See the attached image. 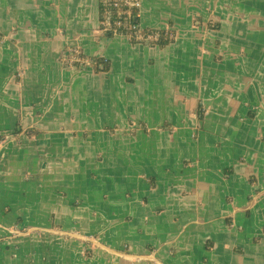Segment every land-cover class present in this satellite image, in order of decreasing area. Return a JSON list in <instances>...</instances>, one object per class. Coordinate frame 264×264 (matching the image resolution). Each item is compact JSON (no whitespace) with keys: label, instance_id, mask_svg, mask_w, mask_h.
Wrapping results in <instances>:
<instances>
[{"label":"crops","instance_id":"obj_1","mask_svg":"<svg viewBox=\"0 0 264 264\" xmlns=\"http://www.w3.org/2000/svg\"><path fill=\"white\" fill-rule=\"evenodd\" d=\"M98 1L0 0V264H264V0Z\"/></svg>","mask_w":264,"mask_h":264},{"label":"trees","instance_id":"obj_2","mask_svg":"<svg viewBox=\"0 0 264 264\" xmlns=\"http://www.w3.org/2000/svg\"><path fill=\"white\" fill-rule=\"evenodd\" d=\"M129 1H132V0H129ZM125 2H126V0H99L98 1L99 21L102 20V18L100 16L102 10H106V9L115 10L112 7V5L115 3H117V9L118 10L127 9L128 6L125 5ZM131 12H132V17H134L136 19V24H135L136 27L131 28L130 30H127V31H122V29L116 30V31L117 32H123V33H119V34H125V35H126V33L129 34V42L131 44L135 45V44L139 43L138 39H137V36L139 34L142 36H145V35H148L150 33V31L147 29H141L138 27V24H139V11H138V9H133V10H131ZM105 36L110 37V36H112V34L106 33ZM170 36L171 37L167 39L166 37H164L163 33L160 32L158 47L163 49L166 46H168L169 44H171L174 41V39H173L174 36L172 34ZM90 60H91L90 62L92 63L93 69L95 72L99 73V72H106L107 71L108 64H107L106 60L103 61L99 58H91ZM202 117H203V115H200V117H199L200 120L202 119ZM167 126L170 129V126L169 125H167ZM167 126L164 128H167ZM31 133H32V131H30V130L26 131V135L27 134L30 135ZM1 139H2V137H0V140ZM226 172H230V170H228ZM146 180L148 181L150 187L153 189L155 187V180L153 178H147ZM250 182H251V180H250Z\"/></svg>","mask_w":264,"mask_h":264},{"label":"bare ground","instance_id":"obj_3","mask_svg":"<svg viewBox=\"0 0 264 264\" xmlns=\"http://www.w3.org/2000/svg\"><path fill=\"white\" fill-rule=\"evenodd\" d=\"M132 1L137 2L138 6H136V7L128 6L127 9H124V10H117V9H115V10H108V9L102 10L101 14H100L102 20H100V21H99V11H98V21H99L98 30H99L100 36H103L105 38H109V37L105 36V34L111 33L112 36H110V38L111 37H126L129 40V34H127V33H126V35L125 34H119V33H123V32H117L115 30H111L108 27L104 26L103 24H104V22H106V20L112 22L115 19H118L121 22L122 31H127V30H130L131 28H135L136 27V25H135L136 19L134 17H132L131 10L138 9V11H139L141 3H140V0H132ZM112 7L114 8L115 4H113ZM138 27L140 28V24H138ZM141 36L142 35L139 34L137 36V39ZM0 227H2V225H0ZM0 231H1V228H0ZM123 231H124V229H123ZM9 244H10V241H8V240H5V242L2 241V242H0V248L2 250H4L5 246L9 245Z\"/></svg>","mask_w":264,"mask_h":264},{"label":"rangeland","instance_id":"obj_4","mask_svg":"<svg viewBox=\"0 0 264 264\" xmlns=\"http://www.w3.org/2000/svg\"><path fill=\"white\" fill-rule=\"evenodd\" d=\"M89 61H91V60H89ZM88 64H89L88 61H82V62H81V66H84V67L89 66ZM96 158H97V160H100V157H99L98 155L96 156ZM105 164H107V163H105ZM94 176H95V175H93V177H94ZM94 181H96L95 177H94ZM126 186H127L126 183L119 184V188H118L119 190H118V192H120L121 195L123 194L124 191L127 190ZM124 195H125L126 198H131V194H130V193H125ZM133 224H134V219L132 220L130 214H125V215L123 216V218L121 219V224L118 225V226H116V228L119 230L120 233H127L128 230H129V228H130ZM91 227H92V230L89 231L90 233L87 234V236H89L90 238H94V239H96V236H95V232H94V231L96 230L97 225H96V224H92ZM0 228H1V231H0V237H1L4 233H8V232H13V233H15V232H18V231H22V229H19L17 226H15V227H13V228H10V226H9V227L2 226V227H0ZM123 229H124V231H123ZM76 232H78L79 235H84L83 232L81 231V229H77ZM67 237H70V235L68 234ZM1 238H2V237H1ZM90 240H91V239H90ZM86 243L89 244V247H87V250L85 251V253H86L87 255H90L89 252H92V250H91V245L94 244V245L96 246L97 243H96V242L94 243V242H91V241H86ZM90 244H91V245H90Z\"/></svg>","mask_w":264,"mask_h":264},{"label":"built area","instance_id":"obj_5","mask_svg":"<svg viewBox=\"0 0 264 264\" xmlns=\"http://www.w3.org/2000/svg\"><path fill=\"white\" fill-rule=\"evenodd\" d=\"M125 5L131 6V7L132 6L133 7H136V6H138V3L137 2H134V1L126 0ZM114 9H117V3H115ZM103 25L106 26V27H108L109 29L115 30V31L122 29L121 22L118 19H115L112 22L106 20V22H104ZM149 31H150V33L148 35L139 37L138 38V42L141 43V44H146L148 46H156V47H158V41H159V34H160V32L159 31H154V30H149ZM163 35L167 39L171 37L169 35V32L168 33H163ZM62 61L66 62V59H62ZM68 62H70V61H68Z\"/></svg>","mask_w":264,"mask_h":264},{"label":"water","instance_id":"obj_6","mask_svg":"<svg viewBox=\"0 0 264 264\" xmlns=\"http://www.w3.org/2000/svg\"><path fill=\"white\" fill-rule=\"evenodd\" d=\"M174 39V38H173Z\"/></svg>","mask_w":264,"mask_h":264}]
</instances>
